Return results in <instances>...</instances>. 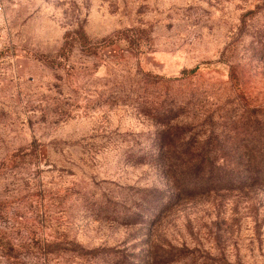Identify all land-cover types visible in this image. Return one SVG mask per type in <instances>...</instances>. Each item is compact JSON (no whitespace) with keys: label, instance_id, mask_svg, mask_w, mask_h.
Listing matches in <instances>:
<instances>
[{"label":"rangeland","instance_id":"obj_1","mask_svg":"<svg viewBox=\"0 0 264 264\" xmlns=\"http://www.w3.org/2000/svg\"><path fill=\"white\" fill-rule=\"evenodd\" d=\"M5 5L0 264H264V189L256 216L206 197L153 228L122 215L164 188L136 161L159 115L199 150L264 134V0Z\"/></svg>","mask_w":264,"mask_h":264},{"label":"trees","instance_id":"obj_2","mask_svg":"<svg viewBox=\"0 0 264 264\" xmlns=\"http://www.w3.org/2000/svg\"><path fill=\"white\" fill-rule=\"evenodd\" d=\"M158 118L161 126L154 131L158 152L152 149L138 155L136 161L154 166L165 185L163 189L153 187L148 190L145 201L124 206L125 220L143 221L153 228L175 205L193 203L203 197L210 198L219 208L233 202L236 210L240 205L250 215L258 214L261 202L254 195L264 189V134L252 140L243 138L249 146L238 151L199 150L192 146L190 139H179L182 126H171L166 115ZM71 247L84 254V249L74 241H71Z\"/></svg>","mask_w":264,"mask_h":264},{"label":"built area","instance_id":"obj_3","mask_svg":"<svg viewBox=\"0 0 264 264\" xmlns=\"http://www.w3.org/2000/svg\"><path fill=\"white\" fill-rule=\"evenodd\" d=\"M5 8V0H0V16L3 14Z\"/></svg>","mask_w":264,"mask_h":264}]
</instances>
